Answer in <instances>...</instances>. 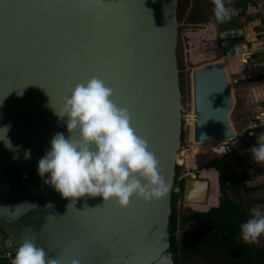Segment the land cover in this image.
<instances>
[{
	"label": "water",
	"instance_id": "1",
	"mask_svg": "<svg viewBox=\"0 0 264 264\" xmlns=\"http://www.w3.org/2000/svg\"><path fill=\"white\" fill-rule=\"evenodd\" d=\"M227 8V19L211 21L236 20L237 11ZM177 9L178 0H0V127L10 125L6 137L13 146L0 140L5 248L28 238L59 264H175L169 218L184 93L193 106L195 142L241 138L228 121L234 102L223 61L187 69L185 91L180 88ZM242 36L241 28L219 30L222 57L246 52ZM91 77L103 80L112 100L128 109L169 185L163 197L145 202L133 196L120 207L84 196L72 204L38 175L52 136H68L66 118L54 110ZM209 191L208 179L188 177L181 200L205 205Z\"/></svg>",
	"mask_w": 264,
	"mask_h": 264
},
{
	"label": "clouds",
	"instance_id": "2",
	"mask_svg": "<svg viewBox=\"0 0 264 264\" xmlns=\"http://www.w3.org/2000/svg\"><path fill=\"white\" fill-rule=\"evenodd\" d=\"M213 15L221 22L229 17L230 10L224 0H213ZM234 84L230 83L231 86ZM112 92L103 80L91 77L77 83L59 110H54L58 117L66 118L68 136L60 132L52 136L48 149L37 162L36 170L44 178V183L62 198H71L69 203L74 204L79 197L99 196L104 202L111 200L124 207L133 196L148 202L163 197L169 190L147 141L131 126L128 109L112 100ZM183 97L192 110L187 93ZM183 114L185 110L182 107V131ZM251 123L247 121L246 130ZM9 127H0L3 130L0 140L6 147L12 148L6 137ZM249 134L253 136L252 132ZM242 139L237 140L238 145ZM250 150L254 162L264 163V133L260 131L257 142ZM208 154L211 157V153ZM29 155L25 150V158ZM192 177L198 178L195 175ZM238 230L239 238L245 244L255 243L264 235V204H253L248 218L239 224ZM2 247L7 249L3 244ZM12 253L11 264H59L57 260H46L44 249L28 238L23 239ZM70 264L80 262L73 259Z\"/></svg>",
	"mask_w": 264,
	"mask_h": 264
},
{
	"label": "trees",
	"instance_id": "3",
	"mask_svg": "<svg viewBox=\"0 0 264 264\" xmlns=\"http://www.w3.org/2000/svg\"><path fill=\"white\" fill-rule=\"evenodd\" d=\"M234 1L236 8L241 11L240 14L248 11V0ZM252 123H255V126L248 128L246 133L260 134V121L255 119ZM183 138L184 131H182ZM244 166L236 150L225 153L205 165L208 170L203 172L215 182L216 173L209 168L218 173L219 202L208 213H194V217L188 218V220L196 218L197 221L191 223L190 227L193 229L184 236L179 254L178 242L174 240L173 233L177 227L176 205L183 189V180L177 181V174L175 175L169 218L170 247L175 264H189L190 260L197 257L208 264H264V246L245 244L239 238V224L248 218L249 209L253 204H261L257 202L258 199L247 204L242 200L241 192L248 194L260 187L248 186L252 176ZM175 172L177 173V168ZM176 186L180 192H174ZM186 219L187 216H185ZM218 234H221L222 243L216 242ZM224 239L228 241L224 243ZM0 264L5 263L0 260Z\"/></svg>",
	"mask_w": 264,
	"mask_h": 264
},
{
	"label": "crops",
	"instance_id": "4",
	"mask_svg": "<svg viewBox=\"0 0 264 264\" xmlns=\"http://www.w3.org/2000/svg\"><path fill=\"white\" fill-rule=\"evenodd\" d=\"M204 1L208 2L207 6L201 4V0H189V7L183 18L184 23H187V26L195 27V31H189V33L186 34L189 39V50L187 53H189L188 55L191 58H194L195 55H197L198 58L216 55L214 57L215 60L209 63L221 60L224 62L225 70L228 72V74L236 75L237 72L241 74L242 77L238 78L243 81L241 85L237 86V95H239L238 98L244 100L246 108L249 109L248 113L252 115V117H249L251 118L250 121H253L264 109V51L258 43V34L261 30V20L259 18V14L257 10L251 6H247L248 11L246 13L240 14L241 11L236 8L234 0H224L225 6H231L233 9H235L238 16L236 20L232 21V23L220 24L218 26L215 22L211 21L214 18L213 0ZM201 7L205 12H208V17L206 16L207 14L205 12L201 11ZM209 11L211 15L209 14ZM227 27L242 29L243 36L242 38L238 39L243 40L244 45H246L247 49L245 53L228 58L222 57L220 49L217 46V35L219 30ZM207 44L211 45L209 46L212 48L211 52H205L204 48ZM222 59H226V62ZM192 124L193 123L190 122L192 135L191 142L194 141ZM209 145L210 144H207V146ZM193 147H196L199 150L205 148L204 145L199 143L194 144ZM194 158L195 156L190 161H193ZM213 171L216 173V182H214L212 179V188H210L212 190V195L216 194V196L213 197L216 202H214L212 205L217 206L219 195L218 173L215 170ZM202 173L205 178H207V176L209 177L208 174L204 172ZM1 247L2 244H0V249Z\"/></svg>",
	"mask_w": 264,
	"mask_h": 264
},
{
	"label": "rangeland",
	"instance_id": "5",
	"mask_svg": "<svg viewBox=\"0 0 264 264\" xmlns=\"http://www.w3.org/2000/svg\"><path fill=\"white\" fill-rule=\"evenodd\" d=\"M201 4L206 5L208 4L207 1L201 0ZM189 7V0H178V9H177V20L180 26L178 27V44H177V58L179 61V70H180V85L183 86L185 89V73L187 69H193L195 67H199L201 64L205 65L209 62L215 60L214 57L216 55H212L211 57H203L198 58L197 55L195 57L191 58L189 57V39L188 36H186L189 31L193 32L194 26H187V23H184V15ZM209 8V6H208ZM201 11L205 12L204 9L201 7ZM208 17V12H205ZM210 14V11H209ZM211 15V14H210ZM185 42V43H184ZM210 44H207L204 48L205 52H211L212 48H210ZM186 47V48H185ZM193 49V47H192ZM195 53V52H193ZM225 60L226 59H222ZM229 79H237L238 83L231 86L232 87V96H233V102L234 105L232 106L229 114H228V121L232 125L233 129L235 130L236 135L243 138L242 141H240L239 145L237 144L235 150H237L238 155L240 156L242 163H244V168L250 173L252 176V179L250 182H248V186H260L259 189L254 190L248 194L241 192L242 200L246 204L251 202L252 200L258 199L261 204H264V163H256L251 158V146H253L257 142V137L260 134H253L251 136L250 134L247 135L246 133V126L247 121H249L252 117L250 115L249 109L246 108V105L244 104V100L241 98H238L239 95H237L238 88L237 86L241 85L242 81L238 77H242L240 73L237 72L236 75H230L228 72H226ZM253 74V73H252ZM181 88V87H180ZM234 90V92H233ZM185 91V90H184ZM181 104L182 107L185 110V117L187 115H190L191 107L187 106L186 98H181ZM187 125V123H186ZM193 127V124H192ZM186 131L184 132V138L182 139V145L179 150V152L176 155V167L177 168V181L183 180L185 177H192L195 175L196 177L204 178L203 171H206L204 167L205 163L211 162L213 159L217 158V156L210 157L209 153H212L210 151L211 148L217 147L219 143H212L209 146L204 145L205 148L199 150L198 148H193L194 144L191 142L190 137L191 135V128L190 133L187 129V127H184ZM183 129V131L185 130ZM190 135V137H189ZM194 138V134H193ZM211 146V147H210ZM191 156L189 157V155ZM195 156L193 161H190ZM213 158V159H212ZM196 171H199L197 173ZM199 174V175H198ZM174 192H180L178 186L175 187ZM210 194V191H209ZM216 194H214L215 196ZM255 244L257 246H264V235H262ZM9 249L10 252H14V249ZM189 264H208L202 262L200 259H192L190 260Z\"/></svg>",
	"mask_w": 264,
	"mask_h": 264
},
{
	"label": "built area",
	"instance_id": "6",
	"mask_svg": "<svg viewBox=\"0 0 264 264\" xmlns=\"http://www.w3.org/2000/svg\"><path fill=\"white\" fill-rule=\"evenodd\" d=\"M248 6H251L252 8L257 10L259 14V18L261 20V30L258 34V43L261 46L262 50L264 51V0H248ZM230 81L231 84L236 83V79H232ZM190 115H192L191 111H190ZM190 115H187L185 117V114H183V121H184L183 128L186 126L189 133H190V120H191ZM256 119L260 121L261 132L264 133V110L259 114V116L256 117ZM253 126H255V123H251L249 127H253ZM217 143H219L217 147L210 149V151L212 152L210 154L211 157L231 152L235 150L237 146V140L219 141ZM13 255L14 254L12 252H10L7 249H4L3 247L0 249V260H2V262L5 264H11V258Z\"/></svg>",
	"mask_w": 264,
	"mask_h": 264
},
{
	"label": "flooded vegetation",
	"instance_id": "7",
	"mask_svg": "<svg viewBox=\"0 0 264 264\" xmlns=\"http://www.w3.org/2000/svg\"><path fill=\"white\" fill-rule=\"evenodd\" d=\"M180 86H181L182 92H184L185 89L183 88L182 85H180ZM196 172L199 173V171H196ZM176 174L178 175V172ZM207 179L210 181V183L214 181V180L212 181V178L210 176L209 177L207 176ZM211 188H210V194H209V197H208V202L205 205H193L191 203H187V204L183 203V201L181 200L182 194L180 193V196L178 198V202H177V205H176L177 206V213H178L177 227H176V230L173 233L174 240L176 242H178V249H177L178 254H179V250L181 248V243H182V240L184 239V236L190 230L193 229L192 227H190L191 223H194V222L197 221L196 218H194L192 220H190V219L188 220V218L194 217V215H193L194 213H198V214L199 213L200 214L208 213L212 207H215V206L212 205L216 201L213 199L214 194L212 195ZM218 192H219V187H218ZM257 202L259 203V200ZM185 216H187L186 220H185ZM223 234L225 235V232H223ZM216 237H217V241L216 242L222 243L221 234H218ZM227 241H228V239H224L223 240L224 243L227 242ZM251 245L257 246L255 243H251ZM196 259L200 260V257L199 258L197 257ZM202 262H204V261H202Z\"/></svg>",
	"mask_w": 264,
	"mask_h": 264
},
{
	"label": "bare ground",
	"instance_id": "8",
	"mask_svg": "<svg viewBox=\"0 0 264 264\" xmlns=\"http://www.w3.org/2000/svg\"><path fill=\"white\" fill-rule=\"evenodd\" d=\"M192 103V102H191ZM191 113H192V115H190V118H191V120H190V122H194L195 121V115H194V112H193V106H192V110H191ZM192 130H193V128H192ZM193 134H194V130H193ZM189 137H190V135H189ZM190 140H192V138L190 137ZM192 143L193 144H197V143H199V144H202V145H207V144H212L213 142H194V141H192ZM194 148V147H193ZM191 156V154L189 155V157ZM205 178V177H204ZM207 179V178H206Z\"/></svg>",
	"mask_w": 264,
	"mask_h": 264
},
{
	"label": "snow or ice",
	"instance_id": "9",
	"mask_svg": "<svg viewBox=\"0 0 264 264\" xmlns=\"http://www.w3.org/2000/svg\"><path fill=\"white\" fill-rule=\"evenodd\" d=\"M130 202V201H129Z\"/></svg>",
	"mask_w": 264,
	"mask_h": 264
}]
</instances>
